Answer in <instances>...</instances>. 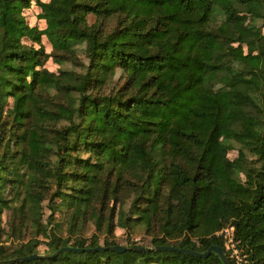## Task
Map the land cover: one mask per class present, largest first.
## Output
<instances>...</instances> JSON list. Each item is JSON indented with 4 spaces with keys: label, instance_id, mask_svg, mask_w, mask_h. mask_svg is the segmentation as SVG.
I'll return each mask as SVG.
<instances>
[{
    "label": "trees",
    "instance_id": "obj_1",
    "mask_svg": "<svg viewBox=\"0 0 264 264\" xmlns=\"http://www.w3.org/2000/svg\"><path fill=\"white\" fill-rule=\"evenodd\" d=\"M33 1L0 0V264H264V0Z\"/></svg>",
    "mask_w": 264,
    "mask_h": 264
},
{
    "label": "rangeland",
    "instance_id": "obj_2",
    "mask_svg": "<svg viewBox=\"0 0 264 264\" xmlns=\"http://www.w3.org/2000/svg\"><path fill=\"white\" fill-rule=\"evenodd\" d=\"M42 1H48V0H42ZM41 12V8L39 7L38 4H36V0L33 1V4L31 5V7L24 9V14L27 17L28 22L30 23V25H35L38 26L40 29H44L46 27V22L43 19H39L38 18V14ZM95 20V16L90 14L89 15V22L92 23ZM27 43H32L30 41H26ZM37 47H39L40 44L36 43L35 44ZM41 45L44 46L45 50L47 53H50L51 56L49 57V59L45 62V64L42 66V68H47L49 71L52 72H58L60 71L61 68H70L71 65L68 63H64V64H58L55 60L54 57V53H58L52 46L51 42L48 40V38L44 35L42 36L41 39ZM246 49V46H245ZM41 68V67H40ZM238 155V151L236 149H232L229 151L228 156L231 159H234L235 157H237ZM45 220L48 218L49 214H50V210L47 207V202H45ZM55 215L57 216V218L60 220V222H62L64 219H66V212H61L57 211L55 213ZM11 218V209H7L4 214H3V225L5 226V228H9L8 227V222ZM63 224V223H62ZM231 227V226H230ZM230 227L226 228L225 230H223L221 233L224 236V241L226 243L227 248L230 250L231 256L235 257L236 260H241V255H240V250L236 247V242H234L232 244V242L229 241V238H227L225 236L226 234V230L230 229ZM94 230L93 226L90 225L88 227V229L86 230V232L88 234H90L92 231ZM116 234H117V239L118 242L120 244L126 245L127 244V236L124 233V230L122 228H117L116 230ZM133 239L137 240V242L139 244H144V245H152L150 242V238L146 237L143 235V233H137L135 235H133ZM45 245L42 244L39 248L38 251L40 252V254L44 255L45 253Z\"/></svg>",
    "mask_w": 264,
    "mask_h": 264
},
{
    "label": "water",
    "instance_id": "obj_3",
    "mask_svg": "<svg viewBox=\"0 0 264 264\" xmlns=\"http://www.w3.org/2000/svg\"><path fill=\"white\" fill-rule=\"evenodd\" d=\"M106 249H110V250H114V251H118V252H122L125 251L127 249L126 246L124 245H114V246H108V247H96V248H77V247H70V246H66V247H62L61 249L58 250V253L61 251H67V250H71V251H91V250H106ZM141 249H144V247H142ZM155 249L161 250V249H167V250H176V251H180V252H185L188 254H192L198 257H207L209 256L212 252H215L217 254H219V256L221 257V259L223 260V262L225 264H232L229 256L224 252V250L222 249V247L218 244H213L211 245L206 251L204 252H198L192 249H188V248H180V247H174V246H156ZM40 255L38 254H31L28 256H23V257H17L15 259L12 260H8L5 261L3 263H8L11 261H20V260H29V259H35L38 258ZM2 263V262H0Z\"/></svg>",
    "mask_w": 264,
    "mask_h": 264
},
{
    "label": "built area",
    "instance_id": "obj_4",
    "mask_svg": "<svg viewBox=\"0 0 264 264\" xmlns=\"http://www.w3.org/2000/svg\"><path fill=\"white\" fill-rule=\"evenodd\" d=\"M233 230H234V227L231 226L230 229L226 230V234H225V236L229 238V241L232 242V244L235 242L233 238Z\"/></svg>",
    "mask_w": 264,
    "mask_h": 264
}]
</instances>
